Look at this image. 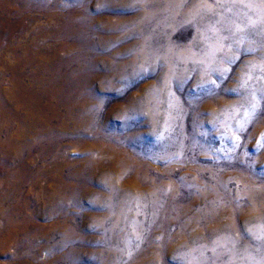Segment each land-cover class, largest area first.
Returning a JSON list of instances; mask_svg holds the SVG:
<instances>
[{
  "label": "rangeland",
  "instance_id": "374dc122",
  "mask_svg": "<svg viewBox=\"0 0 264 264\" xmlns=\"http://www.w3.org/2000/svg\"><path fill=\"white\" fill-rule=\"evenodd\" d=\"M261 6L264 0H48L50 16L83 20L94 46L77 47L52 28L39 42L48 45V60H83L59 69L61 95H48V193L29 179L0 208V264H264ZM41 12L39 23L49 26ZM74 69L85 71L93 97L62 85ZM3 77L1 88L9 89L10 74ZM33 157L44 165L36 151ZM57 157L75 190L84 184L70 173L92 175L81 201L66 200L63 210L51 191ZM26 204L15 218L33 224L10 237L3 211ZM67 218L90 220L70 246L59 230Z\"/></svg>",
  "mask_w": 264,
  "mask_h": 264
},
{
  "label": "bare ground",
  "instance_id": "6f19581e",
  "mask_svg": "<svg viewBox=\"0 0 264 264\" xmlns=\"http://www.w3.org/2000/svg\"><path fill=\"white\" fill-rule=\"evenodd\" d=\"M38 10L39 13L42 11L41 13L48 19L50 16L48 14V0H0V30L2 31V34L0 33V168L5 169L4 172H0L2 178L0 181V208L3 206L5 208L7 201L16 198L19 194L18 186H24L29 179H32L35 188L48 193V153L52 150L51 147H54L53 141L49 142L48 145V95H61L57 91L59 69L62 70L68 63L80 64L83 60V56L78 55L71 60L64 61L58 58L56 54L51 60H48V45L40 47L39 42L48 38L49 29L52 28L57 34L60 33L63 36L73 38L78 44L77 47H81L82 43H85L89 48L94 46L89 38L84 35L89 27L83 20L77 21L73 16L63 19L61 17L66 16L50 11L54 16L49 17V26L48 23L42 25L43 23L40 24L38 16L35 15ZM260 10L262 12L259 21L264 22L261 19L264 17V7L261 6ZM55 19H57L56 23L54 22ZM58 22L60 26H58ZM34 66L36 67L35 70L28 73L27 69ZM5 73L10 74L9 89L1 88ZM49 73H51L49 79L51 87L48 91ZM84 74L83 69H74L62 76V80L64 79L62 85L66 88L69 87L71 94H77L87 88L88 91L85 95L88 94V97H93V86L88 83L89 80H85V82L81 80ZM80 89L82 90L80 91ZM4 133H6V139L2 140L1 136ZM34 151L38 153V157L44 165L35 166L34 157L32 158ZM60 161L61 159L57 157L53 177L58 185L56 189L53 188L51 191L52 195L58 199V202H55V207L63 210L64 201L71 200L76 203L81 201L89 188L88 180L92 179V175L86 178L84 176L85 168L81 169V173L68 175L69 180H81L84 184L83 188L77 191L73 188V183L70 185L64 182L62 174L66 164ZM46 162L47 164H45ZM100 164V162L93 163L97 169L101 168L102 164ZM13 165L18 168L16 172L10 171ZM41 182L45 184H41ZM2 184H4L3 187H1ZM27 210L28 204L12 205L4 209V218L7 217L6 232L10 234V237L14 236V229L20 228L18 231L23 230L25 232L33 224H30L31 221L15 218L20 214L24 215L23 213ZM43 211L40 209L36 212ZM89 221L82 218L79 223H76L75 218H67L65 224L59 229L63 234L64 243L71 245L82 239L77 238V236L73 237V235H81V233L86 232ZM94 223L98 226L101 225L99 221ZM67 252L68 257L71 256L73 259L79 260L76 251L69 250ZM17 264L32 263L19 261Z\"/></svg>",
  "mask_w": 264,
  "mask_h": 264
},
{
  "label": "snow or ice",
  "instance_id": "6c2138e0",
  "mask_svg": "<svg viewBox=\"0 0 264 264\" xmlns=\"http://www.w3.org/2000/svg\"><path fill=\"white\" fill-rule=\"evenodd\" d=\"M253 109L255 110V106H253ZM261 111H262V113H264V102H262ZM253 114H254V112H253Z\"/></svg>",
  "mask_w": 264,
  "mask_h": 264
}]
</instances>
